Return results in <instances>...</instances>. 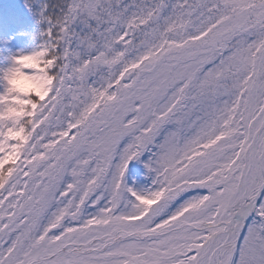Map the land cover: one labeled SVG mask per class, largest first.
<instances>
[{
    "label": "snow or ice",
    "instance_id": "obj_1",
    "mask_svg": "<svg viewBox=\"0 0 264 264\" xmlns=\"http://www.w3.org/2000/svg\"><path fill=\"white\" fill-rule=\"evenodd\" d=\"M13 2L0 264H264V0Z\"/></svg>",
    "mask_w": 264,
    "mask_h": 264
},
{
    "label": "rangeland",
    "instance_id": "obj_2",
    "mask_svg": "<svg viewBox=\"0 0 264 264\" xmlns=\"http://www.w3.org/2000/svg\"><path fill=\"white\" fill-rule=\"evenodd\" d=\"M18 11V6L13 0H0V17L7 19L11 14Z\"/></svg>",
    "mask_w": 264,
    "mask_h": 264
}]
</instances>
